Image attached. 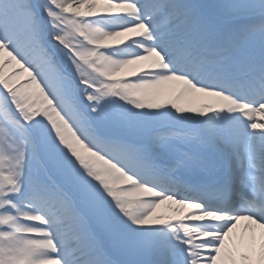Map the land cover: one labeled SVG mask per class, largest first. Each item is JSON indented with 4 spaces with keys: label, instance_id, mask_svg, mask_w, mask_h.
I'll return each instance as SVG.
<instances>
[{
    "label": "snow or ice",
    "instance_id": "obj_1",
    "mask_svg": "<svg viewBox=\"0 0 264 264\" xmlns=\"http://www.w3.org/2000/svg\"><path fill=\"white\" fill-rule=\"evenodd\" d=\"M258 114L264 0H0V264H264Z\"/></svg>",
    "mask_w": 264,
    "mask_h": 264
},
{
    "label": "bare ground",
    "instance_id": "obj_2",
    "mask_svg": "<svg viewBox=\"0 0 264 264\" xmlns=\"http://www.w3.org/2000/svg\"><path fill=\"white\" fill-rule=\"evenodd\" d=\"M141 65H146L147 62H140ZM14 67H18V66H14ZM9 70H12L11 68ZM120 76H127L130 75V73L128 71H122L120 74ZM28 78V74L27 73H23L20 77H18V80L23 81L25 79ZM172 84L174 86H172ZM162 87L166 90V92L169 94L167 97H174L183 87L182 84L180 83H172V81L170 82H166L164 85H162ZM211 98H207L204 97L202 94L199 93H190L187 94L185 100L181 101L183 106H191V107H198L200 104L204 103V102H210ZM261 115H257V120L258 117ZM260 118V117H259ZM263 120H264V116H263ZM172 201H164L163 204H161L159 206V208H157L156 210V214L157 215H161V216H169V215H173V209L178 208L180 206L171 204ZM193 211V209L191 208H184L183 212L187 213ZM242 224L243 222H241V227H238V229L236 230V233L238 234L241 230H242Z\"/></svg>",
    "mask_w": 264,
    "mask_h": 264
},
{
    "label": "rangeland",
    "instance_id": "obj_3",
    "mask_svg": "<svg viewBox=\"0 0 264 264\" xmlns=\"http://www.w3.org/2000/svg\"><path fill=\"white\" fill-rule=\"evenodd\" d=\"M172 83H179V82L172 81ZM172 86H174V85L172 84ZM166 95L168 96L169 94L166 92Z\"/></svg>",
    "mask_w": 264,
    "mask_h": 264
}]
</instances>
